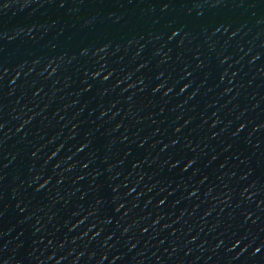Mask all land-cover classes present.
<instances>
[{"label": "water", "instance_id": "water-1", "mask_svg": "<svg viewBox=\"0 0 264 264\" xmlns=\"http://www.w3.org/2000/svg\"><path fill=\"white\" fill-rule=\"evenodd\" d=\"M0 264H264V0H0Z\"/></svg>", "mask_w": 264, "mask_h": 264}]
</instances>
